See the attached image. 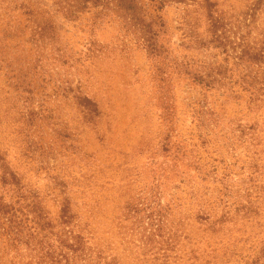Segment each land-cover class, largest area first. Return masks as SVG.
Segmentation results:
<instances>
[{
	"label": "rangeland",
	"instance_id": "obj_1",
	"mask_svg": "<svg viewBox=\"0 0 264 264\" xmlns=\"http://www.w3.org/2000/svg\"><path fill=\"white\" fill-rule=\"evenodd\" d=\"M57 1H29L50 13L57 38L55 47L41 50L45 82L36 102L42 95L44 103L31 131L40 143L34 160L24 157L23 98L7 67L12 58L28 63L36 50L28 35L18 48L15 36L2 42L0 145L25 181L56 216L55 178L64 179L93 242L121 264H161L170 231L167 264H183L192 250H216L224 263L251 253L264 239V94L258 98L236 83L241 73L259 69L237 57L248 48L264 50V0H210L223 26L221 43L204 0L169 3L159 12L165 34L157 55L148 52L138 26L116 11L93 7L69 19ZM11 9V0H0V30L23 23ZM145 9L153 11L149 2ZM210 68L228 70L213 89L188 74ZM77 91L98 115L81 107ZM249 190L260 206L251 219L235 215ZM202 205L218 215L233 206L235 223L218 237L209 233L196 220ZM160 217L163 238L156 232Z\"/></svg>",
	"mask_w": 264,
	"mask_h": 264
},
{
	"label": "trees",
	"instance_id": "obj_2",
	"mask_svg": "<svg viewBox=\"0 0 264 264\" xmlns=\"http://www.w3.org/2000/svg\"><path fill=\"white\" fill-rule=\"evenodd\" d=\"M30 0H11V12H19L24 19L23 23H18L15 27L11 22L3 25L0 30V64L4 60V49L2 45L4 38L15 36V46L18 48L24 41L19 42V38L27 37L26 43L35 48V53L30 61L21 64L18 59L12 58L8 64L7 74L10 75L11 86L21 94L23 98V109H21V119L24 121L23 130L24 157L34 160L37 154L39 141L36 132L31 133L35 124L41 117V109L44 103L41 95L40 106H36V97L39 95L38 88H42L45 82L44 58L42 49L48 45L53 47L57 44L55 26L48 11L43 12ZM184 0H58L57 5L61 8L67 18L76 19L79 13L85 12L93 7H103L116 11L119 15L132 22L144 37V42L150 54H158L164 50L163 45H159V38L163 37L164 22L159 12L171 2H182ZM149 2L153 11L147 12L145 3ZM263 2L259 0L256 4ZM215 3L204 0L202 6L210 15L211 25L215 30L214 41L221 43L222 32L218 28H223L219 17L214 16L212 10ZM15 5V6H14ZM219 26V27H217ZM29 34H28V33ZM219 32V33H218ZM218 33V34H217ZM14 41V40H12ZM23 45V44H22ZM253 49V50H252ZM245 64L255 65L259 69L253 72L241 73L239 79L247 91L256 94L257 97L264 94V50L259 48H248L242 51L237 57ZM2 66V65H0ZM1 68V67H0ZM194 82L203 87L213 89L225 78H228V70L207 69L188 71ZM231 78V77H230ZM44 88V87H43ZM42 88V89H43ZM81 107L89 115H96L98 109L96 104L88 97L77 91ZM98 115V114H97ZM39 170V169H38ZM57 186L60 191L61 201L59 211L53 216L48 205L47 198L38 189H34L29 182L25 181L9 158V153L0 145V264H121L117 256L108 255L104 248L93 242L92 230L75 210L73 197L70 195L68 183L62 178L56 177ZM245 202L236 206L235 215L240 213L243 217L251 219L259 215L260 206H255L251 201V191H247ZM226 204V203H225ZM228 206V205H226ZM233 206L223 209L218 215L214 207L206 205L200 206L196 220L208 228L206 231L219 236L225 225L235 223L231 217ZM165 221L160 217L157 225V236L163 238V228ZM172 231H170L167 241L168 247L160 249L161 254L157 259L162 260L161 264H167L172 255L174 247L170 248L172 241ZM174 236H177L175 234ZM157 237L159 242L161 238ZM213 250L206 251L199 255L197 250H192L190 256L183 261V264H264V239L257 245L251 253L237 259H228L225 263L219 262L221 256ZM208 255V259H203ZM215 255V256H214ZM181 260V257H177Z\"/></svg>",
	"mask_w": 264,
	"mask_h": 264
}]
</instances>
